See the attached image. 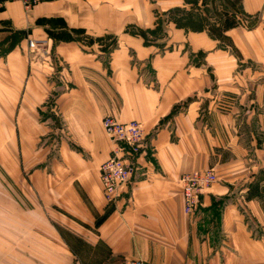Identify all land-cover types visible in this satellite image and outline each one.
<instances>
[{
    "label": "crops",
    "instance_id": "crops-1",
    "mask_svg": "<svg viewBox=\"0 0 264 264\" xmlns=\"http://www.w3.org/2000/svg\"><path fill=\"white\" fill-rule=\"evenodd\" d=\"M238 5L235 15L255 23L249 28L230 27L224 35L240 62L264 68V0H238ZM191 6L189 0H51L34 5L28 14L17 1L0 9L7 56L13 59L26 45L23 38L12 43L14 32L22 37L25 32L29 37L33 31L41 34L47 53L42 63L55 70L59 90L54 104L65 131L77 145L93 152L87 158L62 146L60 161L75 171V177L69 187L52 192L54 198L66 196L62 203L72 215L68 225L86 251L81 256L79 248L72 246L78 259L91 264L131 259L148 264H264V95H249V102L245 101L249 147L255 152L249 189H244L246 215L236 209L238 205L219 211L210 203L214 195L227 192L221 186L212 196H201L196 214L183 212L181 173L207 169L212 155L223 165L220 150L214 153L213 149L227 141L226 132L233 138L230 146H239L240 135L232 134L242 128L236 123V108L216 110L223 95H202L213 82L208 71L232 66L220 37L211 36L207 27L189 29L169 19V10ZM163 11L167 22L161 39L145 43L131 32V28L154 30ZM160 46L167 48L160 50ZM32 74L35 83L37 73ZM32 74L29 71L23 95H29L28 100L46 97L50 87L44 82L31 88ZM25 113L33 115V111ZM106 115L138 120L144 129L131 183L114 203L105 201L99 174V164L110 153L102 126ZM35 126L41 130L43 123L36 119ZM40 180L35 190L43 204ZM257 227L259 235L254 231ZM8 256L6 260L13 258Z\"/></svg>",
    "mask_w": 264,
    "mask_h": 264
},
{
    "label": "rangeland",
    "instance_id": "rangeland-1",
    "mask_svg": "<svg viewBox=\"0 0 264 264\" xmlns=\"http://www.w3.org/2000/svg\"><path fill=\"white\" fill-rule=\"evenodd\" d=\"M13 1L16 0L8 3ZM189 1L192 3V9L173 8L169 10V19L173 21L177 19L180 23H189L193 26H199L204 22L207 28L221 35V45L229 54L227 62L230 61L232 66H221L215 73L208 71L213 82L206 90L207 93L202 95H210V97L223 95L221 106H216V110L228 112L231 106L236 108L238 113L236 123L242 127L240 132L232 134V137L235 134L240 135L239 146H230V143H234L233 138L231 140L230 133L226 132L227 141L223 139L219 142L221 148L213 149L214 153H217V149L220 150V160L224 162L223 165H219L217 155L211 156V160L213 162L215 160L216 163L211 162L208 168L215 171L217 181L203 194L212 196L216 186H221L220 188L227 192L214 195L210 203L219 207V211L225 206L238 205L239 208L236 209L246 215L244 207L248 197L244 189H249L251 176L249 169L254 163L255 152L249 147V111L246 109L245 101L249 102V95H264V68L251 66L249 62H240L237 58V50L231 45L230 39L224 35V32L230 24L249 28L255 21L251 22V19L244 15L242 18L235 15V12H239L238 0ZM23 10L26 14L30 12V9L26 10L24 7ZM196 11H204V17L199 18ZM160 13L158 12L159 16ZM162 13L164 15L159 17V25L154 30L131 28V32L142 36L145 43L155 40V37L161 39L167 22V12ZM50 24L55 25L54 21ZM18 25L21 24L17 23ZM32 27L33 30L36 29L34 25ZM0 30L5 29L0 28ZM33 33L31 38L38 40L36 48H29L27 41L29 36L26 32L24 37L20 33H13L12 43L25 39L26 44L23 48L20 47V52L14 54V60L11 56H7L9 49L5 45L7 36L5 33L0 34V264H91L92 261L78 259L73 253L72 246L79 248L81 256H85V246L77 242L73 233L75 229L68 225L72 215L67 210L68 206L62 203V199L66 196L54 198L52 192L55 188L63 190L69 187L75 177V171L60 161L61 152H64L62 146L76 150L79 155L87 158L92 156L93 152L77 145V141L65 131L64 119L54 104L59 90L55 88V70L53 66L48 68V65L42 63V59L47 56L46 45L39 31ZM62 37L68 38L64 35ZM159 48L165 50L167 47ZM50 54L51 52L48 55ZM27 69L31 74L32 71L36 72L38 77L33 83L34 73L32 74L31 88L35 86L38 88L37 85L41 86L44 82L48 84L51 92L46 97L42 98V96L40 99L36 96L38 100L35 98L28 100L29 95H23V87L27 83L29 74ZM213 107L212 104L211 108ZM28 111H33V115L25 113ZM205 114L207 115V112ZM206 115L203 118L204 123L207 120ZM36 119L43 123L41 130H35ZM109 142L110 155L114 145L110 139ZM231 161H237V164H230ZM60 166L68 168L66 171H61ZM186 172L189 171L183 173ZM40 178L44 205L41 201L39 204L35 190L38 189ZM74 184L77 186L76 183ZM254 231L257 235L260 234L258 227ZM70 240L74 242L71 245L68 242ZM7 254L9 258L13 255V258L6 260Z\"/></svg>",
    "mask_w": 264,
    "mask_h": 264
},
{
    "label": "built area",
    "instance_id": "built-area-1",
    "mask_svg": "<svg viewBox=\"0 0 264 264\" xmlns=\"http://www.w3.org/2000/svg\"><path fill=\"white\" fill-rule=\"evenodd\" d=\"M9 1L12 0H0V9L5 7ZM16 1H19L27 10L36 4L51 0ZM27 41L29 48H36L38 40L28 37ZM102 126L114 147L109 157L99 166L100 181L105 201L114 203L120 197L122 188L131 183L135 160L143 148L144 129L138 120L120 121L113 115L104 116ZM216 181L217 175L212 168L193 170L180 175L183 212L186 215L192 216L196 213L201 196ZM118 264L148 263L143 259H131Z\"/></svg>",
    "mask_w": 264,
    "mask_h": 264
},
{
    "label": "trees",
    "instance_id": "trees-1",
    "mask_svg": "<svg viewBox=\"0 0 264 264\" xmlns=\"http://www.w3.org/2000/svg\"><path fill=\"white\" fill-rule=\"evenodd\" d=\"M238 8H239V5H238ZM240 11V10H239ZM188 14H190V13H188ZM198 14V13H197ZM199 15V14H198ZM204 16H201V15H199V18H203ZM205 19V18H204ZM206 20V19H205ZM174 22H175V24L177 25V26H182V27H185V28H189V29H200V28H203V27H206L207 26V24L206 23H201L199 26H193L192 24H189V23H180L179 21H177V19H174ZM234 26V24H230V27H233ZM229 27V28H230ZM208 31H209V34L211 35V36H213V37H217V38H219V37H221V35H219L218 33H215V32H213L212 30H210L209 28H208ZM66 37V36H65ZM63 38V37H62ZM65 39V38H64Z\"/></svg>",
    "mask_w": 264,
    "mask_h": 264
}]
</instances>
